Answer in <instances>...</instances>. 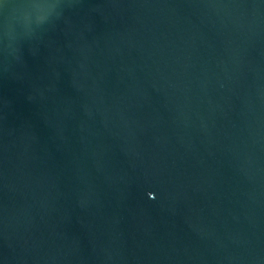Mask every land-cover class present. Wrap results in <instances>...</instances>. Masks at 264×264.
I'll list each match as a JSON object with an SVG mask.
<instances>
[{"label": "water", "instance_id": "obj_1", "mask_svg": "<svg viewBox=\"0 0 264 264\" xmlns=\"http://www.w3.org/2000/svg\"><path fill=\"white\" fill-rule=\"evenodd\" d=\"M0 264H264V0H0Z\"/></svg>", "mask_w": 264, "mask_h": 264}]
</instances>
